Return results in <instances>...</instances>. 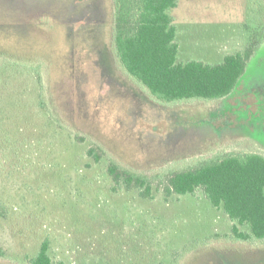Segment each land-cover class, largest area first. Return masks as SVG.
<instances>
[{
  "label": "rangeland",
  "instance_id": "374dc122",
  "mask_svg": "<svg viewBox=\"0 0 264 264\" xmlns=\"http://www.w3.org/2000/svg\"><path fill=\"white\" fill-rule=\"evenodd\" d=\"M112 14V0H0V264H30L45 239L53 264H264V239H238L201 190L162 191L204 158L264 155V0L170 10L180 61L253 47L215 100L152 96L117 60ZM110 162L152 198L114 185Z\"/></svg>",
  "mask_w": 264,
  "mask_h": 264
},
{
  "label": "trees",
  "instance_id": "16d2710c",
  "mask_svg": "<svg viewBox=\"0 0 264 264\" xmlns=\"http://www.w3.org/2000/svg\"><path fill=\"white\" fill-rule=\"evenodd\" d=\"M111 45L125 72L164 102L188 99L215 100L230 94L253 55L250 45L226 54L219 63L200 59L179 60L177 28L170 10L178 0H112ZM98 148L87 154L100 160ZM114 185L126 191L138 189L152 198L151 183L143 175L110 162L107 168ZM201 190L209 204L222 209L232 222V232L242 240L264 239V155L222 153L174 170L164 179L163 200L173 194ZM238 225H247L240 231ZM4 250L0 247V257ZM30 264H53L45 239ZM61 264V263H59Z\"/></svg>",
  "mask_w": 264,
  "mask_h": 264
},
{
  "label": "crops",
  "instance_id": "0c3cea01",
  "mask_svg": "<svg viewBox=\"0 0 264 264\" xmlns=\"http://www.w3.org/2000/svg\"><path fill=\"white\" fill-rule=\"evenodd\" d=\"M174 19V18H173ZM173 23H174V20H173ZM179 44V43H178ZM179 53H180V50H179ZM225 56V55H224ZM224 58V57H223ZM200 60H203V59H200ZM223 59H221L220 61H217V62H210V63H219V62H222ZM204 61V60H203ZM206 62V61H205Z\"/></svg>",
  "mask_w": 264,
  "mask_h": 264
}]
</instances>
